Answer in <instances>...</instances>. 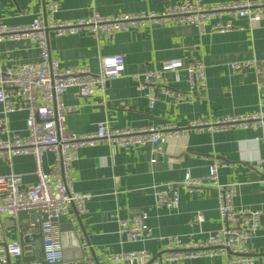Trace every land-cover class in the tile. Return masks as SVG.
I'll use <instances>...</instances> for the list:
<instances>
[{"label":"crops","instance_id":"obj_1","mask_svg":"<svg viewBox=\"0 0 264 264\" xmlns=\"http://www.w3.org/2000/svg\"><path fill=\"white\" fill-rule=\"evenodd\" d=\"M183 0H0V22L9 26L28 24L33 17L44 18L48 4L55 2L53 19L76 20L93 13L107 16L162 11ZM205 5L248 0H200ZM251 1V0H250ZM264 1V0H256ZM232 28L224 32L201 33L187 23H158L145 20L128 31L115 32L111 37H94L88 33L56 35L47 30L50 57L61 68L87 67L93 71L103 57L121 54L125 70L111 79L102 91L84 97L73 88L63 99L71 107L66 125L76 133H92L98 123L110 127L168 126L185 127L189 121L207 119L215 122L224 116L264 114V11L257 21L235 14L224 16ZM6 65L34 61L39 51L30 39H5L1 45ZM181 58L198 60L205 67L203 88H190L186 73L166 74V87L183 93L175 101L158 93L149 108L146 91L135 89L131 75L158 69L163 61ZM255 61L259 70L246 68L233 72L234 62ZM1 116V105H0ZM23 110L6 115L9 133L0 138L25 133ZM264 147V124L233 127L202 126L189 128L186 133L170 138L161 146L147 144L137 147H115L104 141L79 148L71 163L73 188L88 193L84 213L71 207L70 215L58 221L62 243L63 264H114L109 256L115 253L147 250L157 256L164 250L162 237L181 235L194 241L204 240L222 227L218 213V197L214 188L204 186L195 191L178 188L180 198L175 209L159 206L155 190L165 183H178L188 173L204 178L208 165L215 159L227 163L218 170L224 185H233L234 204L260 210V227L245 246L258 264H264V171L257 167ZM155 158V162L150 159ZM53 154L43 152L41 166L51 169ZM20 173L21 186L35 183V161L32 155H17L9 161L0 158V175ZM148 211L152 235L148 239L129 240L118 232V221L132 212ZM201 211L203 221L195 220ZM31 214L19 213L17 219L2 216L4 229L0 242L19 240L23 246L22 260L40 259L42 238H25L18 227L30 221ZM70 225V226H69ZM37 229L35 233H38ZM228 256L190 257L175 264H226Z\"/></svg>","mask_w":264,"mask_h":264},{"label":"built area","instance_id":"obj_2","mask_svg":"<svg viewBox=\"0 0 264 264\" xmlns=\"http://www.w3.org/2000/svg\"><path fill=\"white\" fill-rule=\"evenodd\" d=\"M56 11V3L51 2L44 18L33 17L28 24L18 26L0 22V45L5 39H30L39 51L37 60L6 65L0 50V132L9 133L6 115L20 110L27 113L24 135L13 134L0 138V158L9 161L17 155H32L37 178L35 183L22 187L20 173L0 175V238L5 226L2 216L17 219L21 212L31 214L32 218L24 226L18 227L19 231L29 236L38 229L42 238L41 258L26 261L22 260L24 251L19 240L0 242V264H63L58 221L62 216L72 219L69 212L71 207L78 214L84 213L90 199L88 193L77 192L71 182V163L76 159L80 147L94 145L99 141L106 142L113 151L115 147H137L150 143L161 146L170 138L186 133L189 128H225L235 125L256 127L264 124V114L261 113L229 115L215 122L199 119L189 121L185 127H110L98 123L92 133L73 132L66 125V114L72 109L63 99L65 91L73 88L84 97L102 91L109 80L124 73V58L121 54L103 57L95 71L87 67L61 68L58 61L50 57L47 40L48 29H52L56 35L83 32L94 37H111L115 32L128 31L145 20L167 24L187 23L197 27L201 33L224 32L233 27L230 21L222 20L224 16L235 14L257 21L264 11V1H229L205 5L200 0H183L158 13L117 16L93 13L74 21L54 20L53 14ZM230 67L233 72L246 68L259 70L255 61L234 62ZM180 70L185 71L190 88L205 86V67L195 59L187 62L181 58L168 59L158 69L134 73L130 77L136 90L146 91L148 106L152 108L158 93L166 94L177 102L183 99V93L166 87V74L172 72L177 75ZM45 151L53 154L49 171H44L41 166V156ZM150 161L155 162L156 159L151 158ZM221 167H227V163L215 159L208 165L204 178H193L187 173L181 182L165 183L155 190L157 205L175 209L180 201L178 188L190 192L204 186L214 188L222 220L219 230L210 233L202 241L181 235L162 237L164 250L157 256L140 249L112 254L109 260L114 264H175L190 257L225 254L228 256L226 264H258L245 244L256 235L260 227V210L234 204L233 185H224L218 179ZM257 167L264 171V147ZM148 217L146 210L134 211L118 221V232L125 234L131 241L148 239L152 235ZM195 220L203 221L201 211H196Z\"/></svg>","mask_w":264,"mask_h":264},{"label":"water","instance_id":"obj_3","mask_svg":"<svg viewBox=\"0 0 264 264\" xmlns=\"http://www.w3.org/2000/svg\"><path fill=\"white\" fill-rule=\"evenodd\" d=\"M261 176L264 178V174H261ZM70 226V225H69ZM34 238V239H37V238H40L41 237V233L40 231L38 233H34V234H31L29 236H26L25 238ZM23 249L26 251L29 249V246H23Z\"/></svg>","mask_w":264,"mask_h":264}]
</instances>
